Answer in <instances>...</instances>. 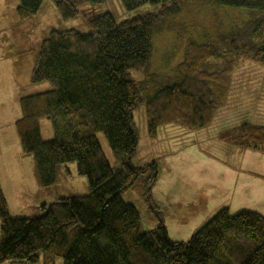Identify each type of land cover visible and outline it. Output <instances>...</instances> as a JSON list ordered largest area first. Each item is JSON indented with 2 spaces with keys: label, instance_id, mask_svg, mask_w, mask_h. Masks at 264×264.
I'll return each instance as SVG.
<instances>
[{
  "label": "trees",
  "instance_id": "1",
  "mask_svg": "<svg viewBox=\"0 0 264 264\" xmlns=\"http://www.w3.org/2000/svg\"><path fill=\"white\" fill-rule=\"evenodd\" d=\"M44 0H19L20 19L36 14ZM71 19L84 4L103 0H52ZM126 10L150 3L157 12L116 22L109 12L86 16L87 33L51 29L34 54L30 82L49 81L51 90L19 98L14 126L22 153L32 156L42 186L55 182L57 167L76 164L89 192L52 203L45 214L13 217L0 191V264H264V216L252 210L219 209L187 241L169 238L151 190L154 161L133 166L138 145L133 111L141 102L149 134L174 124L186 130L208 126L226 102L240 59L264 67V0H122ZM206 5L246 8L247 19L216 29L202 42L185 39L183 57L168 72L152 71L153 37L186 35L177 18ZM130 71L139 72L134 79ZM53 135L44 139L40 119ZM235 137L240 148L264 154V124L245 121ZM102 132L117 162L112 167L96 138ZM136 189L158 225L140 230L136 207L122 193Z\"/></svg>",
  "mask_w": 264,
  "mask_h": 264
},
{
  "label": "rangeland",
  "instance_id": "2",
  "mask_svg": "<svg viewBox=\"0 0 264 264\" xmlns=\"http://www.w3.org/2000/svg\"><path fill=\"white\" fill-rule=\"evenodd\" d=\"M18 5L19 0H0V191L10 216L33 218L40 215L43 204L89 192L87 178L77 174L74 162L59 165L55 182L42 186L33 157L21 150L14 126L21 114L19 98L53 88L49 81L30 82L34 54L41 40L51 29L87 33L89 25L83 13L89 16L109 12L120 22L157 12L159 5L146 3L126 10L122 0H103L100 4L81 5L78 8L81 14L65 20L52 0H44L36 14L23 20L17 15ZM250 12L246 8L194 5L189 14L177 18L186 29L183 38H177L172 31L153 37L152 71L168 72L181 61L188 36L202 42L216 29L226 31L241 25ZM130 74L134 79L142 77L139 72L130 71ZM228 95L212 122L195 130L167 124L151 136L144 103H139L133 111L138 145L131 162L133 166L152 161L156 164L158 177L151 194L172 240L187 241L223 207L232 214L252 210L264 216V154L242 150L235 139L241 123L264 124V67L240 59L232 73ZM40 130L44 139L53 135L51 123L45 118L40 119ZM96 138L109 164L116 167L104 134L97 132ZM121 196L138 210L142 232L158 225V218L138 190L129 189ZM31 264H43L41 256ZM55 264H63V259L57 257Z\"/></svg>",
  "mask_w": 264,
  "mask_h": 264
},
{
  "label": "water",
  "instance_id": "3",
  "mask_svg": "<svg viewBox=\"0 0 264 264\" xmlns=\"http://www.w3.org/2000/svg\"><path fill=\"white\" fill-rule=\"evenodd\" d=\"M52 203H55V202L45 204V210L42 214H45L47 212V210L49 209V207L51 206Z\"/></svg>",
  "mask_w": 264,
  "mask_h": 264
},
{
  "label": "crops",
  "instance_id": "4",
  "mask_svg": "<svg viewBox=\"0 0 264 264\" xmlns=\"http://www.w3.org/2000/svg\"><path fill=\"white\" fill-rule=\"evenodd\" d=\"M228 96H229V95H227V98H228ZM241 149H242V150H245V149H243V148H241Z\"/></svg>",
  "mask_w": 264,
  "mask_h": 264
}]
</instances>
